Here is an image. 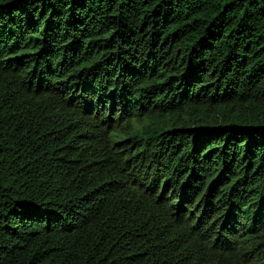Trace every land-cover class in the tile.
I'll return each instance as SVG.
<instances>
[{
  "label": "trees",
  "instance_id": "1",
  "mask_svg": "<svg viewBox=\"0 0 264 264\" xmlns=\"http://www.w3.org/2000/svg\"><path fill=\"white\" fill-rule=\"evenodd\" d=\"M0 264H264V0H0Z\"/></svg>",
  "mask_w": 264,
  "mask_h": 264
}]
</instances>
